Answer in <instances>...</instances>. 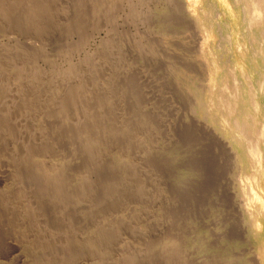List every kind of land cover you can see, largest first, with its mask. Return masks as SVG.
Segmentation results:
<instances>
[{
	"label": "bare ground",
	"instance_id": "1",
	"mask_svg": "<svg viewBox=\"0 0 264 264\" xmlns=\"http://www.w3.org/2000/svg\"><path fill=\"white\" fill-rule=\"evenodd\" d=\"M230 1L236 3L238 16L243 13V30L235 36L243 64L231 68L240 67L241 84L235 81L232 90L226 87L219 59L210 52V76L220 84L204 83V94L211 93L213 121L237 134L233 140L238 144L231 142L229 153L236 154L244 145L247 161L259 166L254 174L263 180L255 185L264 194V125L259 127L264 121V0ZM10 8L6 19L0 5L5 32L10 38H27L33 33L27 29L31 25L11 22ZM111 16H106V24L114 20ZM211 21L206 33L222 24L217 16ZM112 30L114 43L121 44ZM29 43L23 42V49L38 51L34 46L29 50ZM120 49L124 47H113L101 60L88 54L80 62L70 61L68 53H40L47 70L13 54L0 66V181L8 187L0 193L1 214L8 224L33 237L37 250L44 253L38 264H203L192 250L179 249L176 219L162 217L168 203L158 196L155 185L153 166L178 134L169 128L175 124L178 129L186 115L170 95L165 99L151 87L142 92L131 86L136 70L128 68ZM151 104L161 112L151 114ZM92 105L100 117L90 113ZM100 121L105 127L98 126ZM203 133L213 131L204 128ZM61 160L68 164L57 170L55 164ZM235 194L242 198L238 202L242 212L264 217L263 196L246 183ZM55 208L60 212L54 213ZM44 217L64 224L63 232L44 223ZM256 228L261 233L264 223ZM159 238L163 247L155 248L152 243ZM255 254L256 260H264V251Z\"/></svg>",
	"mask_w": 264,
	"mask_h": 264
},
{
	"label": "rangeland",
	"instance_id": "2",
	"mask_svg": "<svg viewBox=\"0 0 264 264\" xmlns=\"http://www.w3.org/2000/svg\"><path fill=\"white\" fill-rule=\"evenodd\" d=\"M0 5L5 10L6 19L7 6H10V21L23 26L31 25L27 29L33 32L27 38L19 35L10 38L4 30L5 20L0 16V66L8 64V56L13 54L29 65L47 70L49 67L39 58L42 56L38 55L40 53H68L70 61L80 62L88 54L101 60L105 57L103 55L112 52L113 47H124L120 50L125 54L128 68L136 70V76L132 77L136 80H132L131 86L142 92L151 87L165 99L171 97L184 112V117L186 115L178 129L175 124L169 128L178 132L173 138L174 145L162 151L163 158L161 155L159 163L153 166L157 174L155 185L159 190L158 196L168 203L162 217L176 219V234L182 240L179 249L192 250L203 264H264V260L255 259V253L264 251V229L260 233L256 228V224L264 223V217L242 212L238 205L242 198L235 194L240 184L246 183L264 199V194L255 185V181L260 183L263 180L261 174H254L259 166L247 161L249 158L244 145L239 146L236 154L229 153L231 142L238 144L233 140L237 134H231L226 127H220L218 121H213L208 106L211 93L204 94L207 91L203 87L208 82L216 84V87L220 84L216 77L210 76L211 54L219 59L220 70L225 76L222 82H226V87L232 90L235 81L239 86L241 84L238 76L240 67L231 71L236 63L243 64L242 51L238 50L235 40L238 30H243L240 27L243 13L238 16L235 2L0 0ZM106 16L114 17V20L109 18L110 23L106 24ZM214 16L221 18L222 24L214 25L206 33ZM112 28V34H116L114 38H120L118 42L121 41V44L114 43L109 33ZM118 32H121L120 35ZM26 41L31 44L29 50L34 46L32 48L38 51L23 49L22 43ZM240 41L241 47L245 48ZM5 71L11 74L12 69ZM151 107L154 110L151 114L161 112L158 105L151 104ZM90 109V113L100 117L97 107L92 105ZM262 125L263 120L259 127ZM98 126L103 128L105 124L100 121ZM204 128L213 133H203ZM98 151L102 152L100 148ZM66 164L61 160L56 162L55 167L60 170ZM6 189L7 184L0 181V193ZM1 208L0 264H38L44 253L37 250L33 237H29L22 228L7 223ZM59 209L55 208L54 213L60 212ZM74 218L70 217L73 225ZM46 221L44 223L63 232L64 224ZM84 223L82 221L79 225ZM25 224L21 222V225ZM140 226L143 227V223ZM152 245L163 247L160 238Z\"/></svg>",
	"mask_w": 264,
	"mask_h": 264
}]
</instances>
